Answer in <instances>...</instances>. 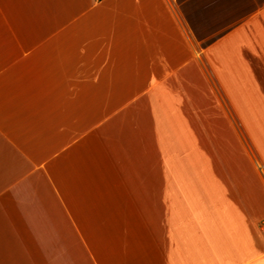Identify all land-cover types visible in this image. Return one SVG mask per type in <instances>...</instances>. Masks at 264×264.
<instances>
[{"label":"crops","instance_id":"obj_1","mask_svg":"<svg viewBox=\"0 0 264 264\" xmlns=\"http://www.w3.org/2000/svg\"><path fill=\"white\" fill-rule=\"evenodd\" d=\"M0 264H264V0H0Z\"/></svg>","mask_w":264,"mask_h":264}]
</instances>
